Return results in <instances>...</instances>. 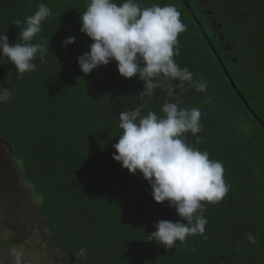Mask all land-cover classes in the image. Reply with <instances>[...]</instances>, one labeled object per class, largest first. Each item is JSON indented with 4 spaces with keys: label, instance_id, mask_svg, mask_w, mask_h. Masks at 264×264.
Returning <instances> with one entry per match:
<instances>
[{
    "label": "trees",
    "instance_id": "obj_1",
    "mask_svg": "<svg viewBox=\"0 0 264 264\" xmlns=\"http://www.w3.org/2000/svg\"><path fill=\"white\" fill-rule=\"evenodd\" d=\"M138 2L177 7L187 30L178 36L174 59L194 81L207 82L205 92L172 81L173 96L162 83L153 97H140L143 81L121 77L115 62L83 74L77 58L91 44L80 32L88 0H0V35L10 43L21 42L24 19L39 4L52 12L32 41L49 38V53L43 62L37 57L34 72L18 79L0 58V87L10 93L0 102V136L17 169L0 165V215L15 235L9 244L26 236L32 215L24 216V204L8 210L6 199L27 187L63 264H264V0ZM69 36L75 42L62 46ZM177 99L181 107L201 110V131L184 138L222 163L229 191L218 203L204 202L203 235L166 251L147 236L158 221H177L175 209L156 204L142 175L129 174L111 157L121 111L144 105V115H162L165 101Z\"/></svg>",
    "mask_w": 264,
    "mask_h": 264
},
{
    "label": "clouds",
    "instance_id": "obj_2",
    "mask_svg": "<svg viewBox=\"0 0 264 264\" xmlns=\"http://www.w3.org/2000/svg\"><path fill=\"white\" fill-rule=\"evenodd\" d=\"M51 15V9L41 3L34 14L24 19L18 37L21 42L10 43L5 33L0 35V58L6 57L14 66L18 79H23L26 72H34L37 57L43 62L49 53V38L32 41ZM180 16L174 4L142 5L138 0H123L118 5L114 0H88L86 10L80 14V32L91 44L77 58L81 72L88 75L99 66L115 62L121 77L143 81L140 97H153L162 83L168 85L166 91L171 97L175 92L172 81H179L177 88L187 83L205 92L207 82L194 81V74L174 59L180 55L178 36L187 30ZM14 24L21 25V20ZM75 39L67 37L62 46L73 44ZM9 96L8 89L0 87V102ZM143 108L139 105L119 113L121 133L113 145L111 159L131 175L140 173L156 204L166 202L175 209L177 221L160 220L153 225L156 230L147 236L167 251L178 241L184 243L189 236L204 234V202H220L229 186L223 179L222 163L210 159L207 151L190 146L184 138L186 133L196 135L201 131L199 108L181 107L178 99L165 101L160 109L162 115L152 111L144 115ZM247 240L253 245L258 243L252 234ZM16 255V264H20Z\"/></svg>",
    "mask_w": 264,
    "mask_h": 264
},
{
    "label": "rangeland",
    "instance_id": "obj_3",
    "mask_svg": "<svg viewBox=\"0 0 264 264\" xmlns=\"http://www.w3.org/2000/svg\"><path fill=\"white\" fill-rule=\"evenodd\" d=\"M10 157L7 145L0 136V165L3 164L4 167L2 165L1 167L6 169V172L16 169L13 167V160ZM6 180L9 182L8 179ZM27 193L31 194V192H28L27 187H24L15 191L12 198L6 199L8 210L18 211L21 204H24L27 209L24 216H32L30 229L27 231L26 236L18 238L17 241L15 240L9 244L15 239V235L4 228L6 218H2V215H0V264H16V254H19L20 264H63V261H58L55 256L56 253H53L54 247L52 246V248L47 242V233L42 231L45 228V219L40 217L39 207H33V201L30 199L31 195H27ZM8 217L11 219L10 214H8ZM12 227L14 229V226Z\"/></svg>",
    "mask_w": 264,
    "mask_h": 264
},
{
    "label": "water",
    "instance_id": "obj_4",
    "mask_svg": "<svg viewBox=\"0 0 264 264\" xmlns=\"http://www.w3.org/2000/svg\"><path fill=\"white\" fill-rule=\"evenodd\" d=\"M193 17H194V15H193ZM195 18V17H194ZM196 19V18H195ZM202 31V30H201ZM203 32V31H202ZM232 86H233V84H232ZM234 87V86H233ZM234 89L236 90V88L234 87ZM237 91V90H236ZM241 99H242V101L244 102V100H243V98L241 97Z\"/></svg>",
    "mask_w": 264,
    "mask_h": 264
},
{
    "label": "flooded vegetation",
    "instance_id": "obj_5",
    "mask_svg": "<svg viewBox=\"0 0 264 264\" xmlns=\"http://www.w3.org/2000/svg\"><path fill=\"white\" fill-rule=\"evenodd\" d=\"M2 166H3V164H1ZM4 167V166H3ZM0 169H1V167H0ZM3 170H4V168H3ZM5 171H6V169H5Z\"/></svg>",
    "mask_w": 264,
    "mask_h": 264
}]
</instances>
